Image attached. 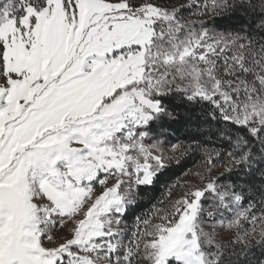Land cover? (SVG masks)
<instances>
[{
  "label": "snow or ice",
  "instance_id": "snow-or-ice-1",
  "mask_svg": "<svg viewBox=\"0 0 264 264\" xmlns=\"http://www.w3.org/2000/svg\"><path fill=\"white\" fill-rule=\"evenodd\" d=\"M0 264H264V0H0Z\"/></svg>",
  "mask_w": 264,
  "mask_h": 264
},
{
  "label": "trees",
  "instance_id": "trees-1",
  "mask_svg": "<svg viewBox=\"0 0 264 264\" xmlns=\"http://www.w3.org/2000/svg\"><path fill=\"white\" fill-rule=\"evenodd\" d=\"M196 164H198V161H196V162L189 161L187 164V168H190L193 172H195L197 170ZM161 194H162V190L158 191L154 194H149V195H155L157 198H159L161 196Z\"/></svg>",
  "mask_w": 264,
  "mask_h": 264
}]
</instances>
